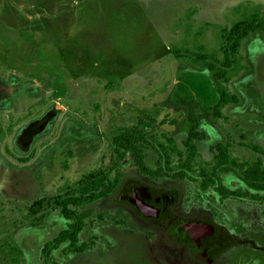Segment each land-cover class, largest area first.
Listing matches in <instances>:
<instances>
[{
	"label": "rangeland",
	"instance_id": "1",
	"mask_svg": "<svg viewBox=\"0 0 264 264\" xmlns=\"http://www.w3.org/2000/svg\"><path fill=\"white\" fill-rule=\"evenodd\" d=\"M49 111L57 121L35 149L55 145L38 170L53 197L36 218L24 205L0 216L2 262L146 263L141 244L116 235L141 234L115 206L126 180L177 183L199 207L224 194L264 209V0H0L7 167L28 159L12 149L19 129ZM193 118L202 140H188ZM140 120L143 141L120 158L113 139ZM94 172L103 181L90 194ZM95 244L99 258L67 255Z\"/></svg>",
	"mask_w": 264,
	"mask_h": 264
},
{
	"label": "flooded vegetation",
	"instance_id": "2",
	"mask_svg": "<svg viewBox=\"0 0 264 264\" xmlns=\"http://www.w3.org/2000/svg\"><path fill=\"white\" fill-rule=\"evenodd\" d=\"M56 121L57 116L49 111L19 129L12 149L18 156L28 157L16 161L25 165L7 167L0 153L1 219L10 215L9 210L16 211L23 205L29 206L27 215L36 218L43 204L53 197L48 196L52 190L41 191L38 170L49 147L55 145L47 147L42 143L40 151L35 147L38 149L39 136L52 132ZM74 130L76 127L68 134ZM142 180L124 181L119 188L125 190V195L117 198L115 206L141 228L140 235L131 231L116 235L123 238L125 234L141 244L145 250L143 258L147 260L144 264H264V209L259 199L246 201L243 197L221 194L219 198L212 197L206 207H199L190 204L187 189L182 185ZM26 183H31L30 191L20 192ZM235 192L236 189L228 188L224 193ZM98 231L92 236H100Z\"/></svg>",
	"mask_w": 264,
	"mask_h": 264
},
{
	"label": "trees",
	"instance_id": "3",
	"mask_svg": "<svg viewBox=\"0 0 264 264\" xmlns=\"http://www.w3.org/2000/svg\"><path fill=\"white\" fill-rule=\"evenodd\" d=\"M142 121L140 120L138 125L137 126H134V127H131V128H126L122 131V133L115 137L113 139V145L115 146L116 148V152L119 153L121 155L120 158H123L125 156V153H128V152H133L134 149L137 150L139 144L143 141L144 139V135L141 131V128H140V125H141ZM192 123H193V126H192V129L190 131V134H189V137H188V140L191 141L192 139H199V140H202L204 139V137L202 135H200L198 133V128H197V121L195 118L192 119ZM123 152V153H122ZM99 173H97L96 175H94V173L92 174H89L87 176H92L94 175V181L88 185V187H86V192H92L90 194H95L96 191L98 190L99 188V184L103 181V178L98 180L96 178V176L98 175ZM100 174H104V172H101ZM103 176V175H102ZM257 180V179H255ZM259 180H261V178H259ZM261 188V187H260ZM100 196H97L96 198H98ZM95 201L94 198H87V199H84V202L86 203H91ZM41 207V206H40ZM40 210V208H39ZM65 211H62L64 213V215L66 217H68V219H70V212L71 211H67L66 209H63ZM69 215V216H68ZM87 216L90 215V212H87L86 213ZM76 222H78V226H79V229L77 228L76 230V227L75 225L77 224ZM74 224L70 225V229L67 230V231H64L60 234V236L58 237V243H56V241H54L56 238H54V240L52 242H54V245L57 246L58 248V245H60V243H64L66 242V239L67 237L66 236H70V234L72 233L73 229L74 231H78L80 232V230L82 229L81 227H83V221H76ZM81 228V229H80ZM70 252H75V251H80V249L76 248L74 250H69Z\"/></svg>",
	"mask_w": 264,
	"mask_h": 264
},
{
	"label": "crops",
	"instance_id": "4",
	"mask_svg": "<svg viewBox=\"0 0 264 264\" xmlns=\"http://www.w3.org/2000/svg\"><path fill=\"white\" fill-rule=\"evenodd\" d=\"M140 107H143V106H140ZM126 129V128H125ZM124 130V129H123ZM120 133H122L121 131H120ZM119 135V134H118ZM111 238V237H110ZM99 242H101L100 240L99 241H97V243L96 244H98ZM82 244H85V241L83 240V243ZM96 244L92 247V249L91 250H89V249H85V245H82L83 247H81L80 248V251H83V252H80V251H77V252H70L69 251V253L67 254L68 256H70V255H72L73 253H75L76 254V256H80V258H82V259H87V260H91V254H94V259H96V258H99L100 257V255H99V253H96L97 251H95V250H99V249H97V246H96ZM96 247V248H95ZM107 247L108 246H103V247H100V249H102V248H106L107 249ZM96 254H98V256L96 257Z\"/></svg>",
	"mask_w": 264,
	"mask_h": 264
}]
</instances>
